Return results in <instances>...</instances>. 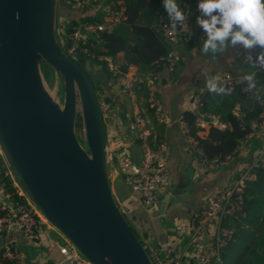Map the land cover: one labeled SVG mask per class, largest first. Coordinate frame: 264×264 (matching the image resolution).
Listing matches in <instances>:
<instances>
[{
  "label": "water",
  "instance_id": "95a60500",
  "mask_svg": "<svg viewBox=\"0 0 264 264\" xmlns=\"http://www.w3.org/2000/svg\"><path fill=\"white\" fill-rule=\"evenodd\" d=\"M54 19L55 0H0V148L23 193L87 261L152 264L113 196L128 187L107 174L106 130L91 78L62 51ZM41 61L63 80L62 105L43 84ZM78 100L87 148L75 133ZM132 159L140 165L138 148ZM188 184L180 178L167 187L158 216L189 197L182 192Z\"/></svg>",
  "mask_w": 264,
  "mask_h": 264
},
{
  "label": "built area",
  "instance_id": "2783aa9c",
  "mask_svg": "<svg viewBox=\"0 0 264 264\" xmlns=\"http://www.w3.org/2000/svg\"><path fill=\"white\" fill-rule=\"evenodd\" d=\"M64 3L71 11L77 13V17L88 16L90 19L87 21L77 19L76 23L72 25L71 31L67 35L65 33L62 35V51L71 57L80 54L85 56L87 60L95 59L103 62L109 76L113 79L120 76L122 88L127 90L131 96L134 112L130 127L135 133L136 146L141 152V163L135 165L130 155H124L115 162L116 175L127 185L132 194L143 198V205L147 211L156 212L160 202L159 191L167 184L169 178L167 143L164 139L155 137L153 127V123H169L163 110L162 101L157 97L155 82L158 77L155 72L140 71L119 54L108 55L98 52L104 50L101 34L110 32L115 25L124 19L122 0H64ZM179 6L188 16V0H182ZM60 27L64 29L65 25L61 23ZM158 28L169 49L156 62V65H159L166 72L172 73L175 71L180 57L176 50L171 49L170 46L188 40L187 27L177 25L176 30L172 31L167 16L159 21ZM259 51L260 49L256 48L251 51V54L255 56ZM247 55H249L247 50L242 52L240 60L243 63H248ZM122 67L125 68L124 72ZM218 79L223 86L232 90L237 83L241 82L237 78L227 76ZM139 92L143 93L141 100H138ZM200 97V94L195 95L191 101V112L195 114L193 125L196 134L202 135L210 127L224 130L227 125L221 121L217 114L200 110ZM109 105L104 100L98 102L101 115L107 112ZM148 111L151 113V120L145 115ZM233 114L237 117L241 116L240 110L237 108L233 110ZM183 127L184 140L188 150L194 155L201 168L212 170L231 162L234 156L246 146L253 133L264 132V113L261 114L260 121L250 123L251 132L240 141L235 153L226 156L223 160L218 158L207 159L189 132L185 121H183ZM259 166H264V146L221 189L211 192L200 208L192 215L188 224L191 236L197 241L204 235L206 238L198 254L193 256L187 264H207L211 259L220 261V250L233 235L230 218L241 210L244 188L247 182L254 177L253 171ZM5 176L12 180L16 192L24 200L14 201L10 194L5 191V182L0 177V191L7 200L6 203L0 202V242L5 234L11 230L20 231L29 238L40 231H47L51 228L22 189L14 184L11 171ZM120 209L125 212L123 208L120 207ZM66 243L69 252L78 264H91L79 257L75 247L68 240ZM144 244L148 248V256L152 264H181L182 250L179 247L170 246L157 249L147 240H144ZM159 253L163 255L165 261L160 259ZM5 260L10 261L11 264H19L18 251L8 244L3 245L0 250V264H3L2 262Z\"/></svg>",
  "mask_w": 264,
  "mask_h": 264
},
{
  "label": "crops",
  "instance_id": "0c3cea01",
  "mask_svg": "<svg viewBox=\"0 0 264 264\" xmlns=\"http://www.w3.org/2000/svg\"><path fill=\"white\" fill-rule=\"evenodd\" d=\"M197 4L198 0H188V27L186 28L188 40L180 41L175 46L180 57L177 69L173 74H169L164 69L154 71L160 81L157 90L169 121L168 124L153 123L155 137L164 139L168 147L169 178L167 184L159 191L160 198L169 190L167 187L171 188L180 178H183V182L189 183L182 192L190 195L183 202L167 208L164 217H160L156 213L158 210L147 211L145 206L137 202L138 196L129 190L121 193L124 209L126 210L127 207L135 209V213L128 212V214L142 238L157 249L179 247L182 250L181 264H187L193 256L198 254L206 238L204 235L199 241L192 236L187 239L186 226L192 215L211 192L221 189L264 146V132H255L231 162L212 170L201 168L186 146L182 116L184 112L191 111L192 98L198 94L202 95L207 90L205 75L218 78L227 76L241 80L240 77L244 73L264 72L240 60L242 52L245 51L241 46L235 48L229 46L223 53L215 55L211 52L207 55L202 53L201 38L204 34L196 23V18L200 15ZM118 54L122 56V53ZM89 70L98 83L100 98L110 104L102 117L106 130L110 176L114 182L118 178L115 162L124 155L132 157L134 148H137L135 133L130 127L134 109L128 91L121 87V82L109 76L104 66L92 64ZM142 95V92L138 93V100L142 99ZM236 108L240 110L239 105L234 107ZM145 115L151 120L150 111ZM206 132L202 135L204 136ZM8 172L10 169L0 155V173L6 175ZM13 181L16 185L14 177ZM126 195H129L128 199H125ZM130 201L131 205H129ZM0 202H7L1 191ZM133 217L135 219H132ZM7 244L18 251L19 264H78L67 248L66 238L52 228L40 231L29 238L20 231L11 230L0 242V250ZM5 262L11 264L8 260Z\"/></svg>",
  "mask_w": 264,
  "mask_h": 264
},
{
  "label": "trees",
  "instance_id": "16d2710c",
  "mask_svg": "<svg viewBox=\"0 0 264 264\" xmlns=\"http://www.w3.org/2000/svg\"><path fill=\"white\" fill-rule=\"evenodd\" d=\"M124 19L113 27L110 32L101 34L102 48L108 55L122 53L123 58L134 64L140 71L154 72L161 67L156 62L164 56L169 47L158 28L160 20L167 17L162 7V0H122ZM182 0H177L180 4ZM68 8V7H67ZM68 10H70L68 8ZM65 26V34L71 31L72 25L79 20L87 21L88 16H72ZM77 60L84 62L85 56ZM87 64H98L105 67L103 62L95 59ZM82 66V64H81ZM83 67V66H82ZM106 68V67H105ZM256 87L259 90L243 91L246 82L237 83L230 94L217 95L206 90L200 97V110L217 114L227 127L220 130L215 127L207 129L206 134L198 135L194 128L195 114L191 111L183 113L182 119L186 122L189 132L201 147L203 154L209 160L234 154L240 141L251 132L250 123L260 121L264 113V72L255 73ZM239 105L241 116L233 114V109ZM83 122L81 111L76 113ZM254 177L244 188L241 210L236 212L230 222L233 235L230 241L220 250V261L211 259L207 264H264V166L253 171ZM5 182V191L14 201H23L19 196L12 180L0 173ZM258 234V237H256ZM3 264H10L5 261Z\"/></svg>",
  "mask_w": 264,
  "mask_h": 264
},
{
  "label": "clouds",
  "instance_id": "9594fccd",
  "mask_svg": "<svg viewBox=\"0 0 264 264\" xmlns=\"http://www.w3.org/2000/svg\"><path fill=\"white\" fill-rule=\"evenodd\" d=\"M172 31L177 25L188 27V16L177 0H162ZM197 25L203 31L202 53H223L229 46H241L247 50L246 60L252 68L264 71V0H198ZM259 48L253 56L251 51ZM255 72L244 73L240 79L246 82L245 92L256 88ZM205 87L217 95L230 94L232 89L223 86L218 77L205 75Z\"/></svg>",
  "mask_w": 264,
  "mask_h": 264
},
{
  "label": "rangeland",
  "instance_id": "374dc122",
  "mask_svg": "<svg viewBox=\"0 0 264 264\" xmlns=\"http://www.w3.org/2000/svg\"><path fill=\"white\" fill-rule=\"evenodd\" d=\"M72 14V16H77V13L74 12V11H71V10H68L67 6L64 4L63 0H55V19H54V34H55V38H56V41L57 43L62 46V35L65 33V29H61L60 27V24L63 23L65 26L69 23V18L70 15L69 13ZM64 48V47H63ZM74 59H80L82 58L80 54H75L74 56H72ZM87 59L84 58V62H81L83 68L86 70V72L88 73V75L90 76L91 78V81H92V85H93V89H94V92H95V95L97 97V100L98 102L100 100H102V98H100L99 96V93H98V83L96 81V79L94 78L93 74L90 72L89 70V66L87 64ZM106 69V68H105ZM177 69V67L175 68V70ZM40 71H41V76H42V79H43V84L46 88V90L48 91V93L55 99L59 102L60 105H62L63 103V96H64V90H63V80L62 78L56 74V72L53 70V68H51L48 64L44 63L43 61H41L40 63ZM175 72V71H174ZM174 72L172 73H169V74H173ZM115 80H118L120 82V76H118L117 78H115ZM160 85V81H159V78L158 80L155 82V87L156 89L159 87ZM122 87V86H121ZM157 97L161 100V97L158 93V90H157ZM80 110V102L79 100L77 101V104H76V113H78ZM77 116V115H76ZM79 117V116H78ZM78 117H75V133H76V136L78 138V141L79 143L84 147V148H87L86 146V141H85V136H84V129L82 130L81 128V121H80V118ZM0 155L4 158V155H3V152L0 148ZM5 159V158H4ZM6 162V160H5ZM7 163V162H6ZM8 166V165H7ZM106 171H107V174L109 175L110 177V162L109 160H107V166H106ZM13 175V174H12ZM14 177V180L17 182V185L19 187H21L22 191L25 193L24 189L22 188V186L20 185L19 181L17 180V178L13 175ZM110 181L112 183V180L110 178ZM111 189H112V184H111ZM129 190L131 192V190L129 188L126 189V191ZM113 191V189H112ZM26 194V193H25ZM113 196H114V199L116 201V203L124 209V204L122 203L123 202V199L121 197V193H114L113 192ZM29 198V197H28ZM30 199V198H29ZM31 200V199H30ZM32 202V201H31ZM33 203V202H32ZM144 206V205H142ZM36 207V206H35ZM37 208V207H36ZM38 209V208H37ZM125 210V209H124ZM153 212V211H151ZM124 216L126 218V220L128 221L130 227L135 231V233L137 234L141 244L143 245V248L145 250V252L148 254V248L147 246L144 244V239L142 238V236L138 233V231L136 230L135 228V225H134V222L131 220V217L128 213L124 212ZM232 222V221H231ZM231 222H230V226L232 228V225H231ZM51 226V225H50ZM184 227V226H183ZM187 229H186V234H187V239H190L191 238V232H190V229H189V226L187 225L186 226ZM52 230L54 231H57L53 226H51ZM59 232V231H57ZM256 237H258V234H256ZM77 251V250H76ZM77 254L79 255V257L82 259V260H86L78 251H77ZM159 257L161 260L165 261V259L163 258V255L161 253H159Z\"/></svg>",
  "mask_w": 264,
  "mask_h": 264
}]
</instances>
